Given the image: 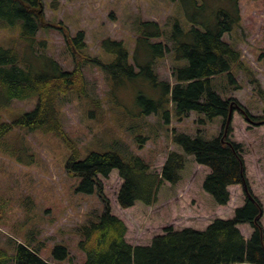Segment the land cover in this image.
Segmentation results:
<instances>
[{
  "label": "rangeland",
  "instance_id": "374dc122",
  "mask_svg": "<svg viewBox=\"0 0 264 264\" xmlns=\"http://www.w3.org/2000/svg\"><path fill=\"white\" fill-rule=\"evenodd\" d=\"M43 12L51 25L40 31L37 41H44L45 46L37 49L42 56L33 61L38 68L44 67L43 56L47 54L65 70L73 68V60L58 28L60 24L71 35L83 31L87 52L108 61L114 57L104 51V40H122L133 52L140 21L152 20L169 28L171 18L183 16L179 2L171 0H44ZM240 12V26L224 38L241 51L242 60L264 90V0H240ZM15 29L0 21V45L22 47L15 39ZM156 62L159 79L173 85L172 70L177 65L173 58L167 54ZM83 70L87 94L72 93L60 100L64 129L79 148L81 158L93 151L133 153L145 158L150 171L160 174L171 151L183 153L182 147L173 141L175 133L201 134L210 140L223 131V116L209 118L190 112L179 117L168 103L159 113L147 114L149 105L139 102L138 94L154 98L161 92L147 76L112 74L109 80L100 67L91 63ZM233 73L234 84L229 83L227 76L214 81L224 98L234 99L256 121H249L234 110L229 136L242 144L246 178L262 204L260 221L264 230V100L247 72L236 69ZM37 101V95L8 103L0 99V123L31 111ZM166 110L171 112L169 122L164 118ZM70 153L69 145L52 132L19 126L0 139V248L11 250L17 242H27L40 248L44 258L52 260L55 246L65 244L75 262L84 259L77 247L78 226L89 217L100 215L106 201L97 192L86 194L77 190L81 179L70 176L65 166ZM186 158L180 180L164 181L157 201L151 205L137 201L129 208L121 207L117 194L124 180L118 170L108 177L99 176L112 213L128 226L126 238L130 243L148 244L167 228L205 229L216 218H232L235 209L245 203V189L236 184L229 187L228 204L219 205L203 188L210 168L199 164L193 155ZM239 228L247 239L254 232L251 224H241Z\"/></svg>",
  "mask_w": 264,
  "mask_h": 264
},
{
  "label": "trees",
  "instance_id": "16d2710c",
  "mask_svg": "<svg viewBox=\"0 0 264 264\" xmlns=\"http://www.w3.org/2000/svg\"><path fill=\"white\" fill-rule=\"evenodd\" d=\"M171 1L179 2L182 18H171L169 28L152 20L140 21L133 52L122 40H104V51L114 57L108 61L87 52L83 31L71 35L70 30L60 24L58 28L73 60V68L65 70L47 54L43 56L44 67L38 68L33 61L34 57L42 56L37 49L45 46L37 37L42 29L51 25L45 20L44 0H0V21L11 29L20 26L15 29V39L22 46L0 45V99L8 103L33 95L38 97L31 111L0 123V139L19 126L54 133L71 149L65 166L70 176L81 179L77 190L86 194L97 192L106 201L100 215L89 217L78 226L77 247L84 256L81 262L74 261L65 244L55 246L50 260L31 243L17 242L13 249L9 248L11 250L0 248V264L8 260L13 264H264L262 204L249 187L242 144L230 139L231 124L227 125L231 107L249 121H256L234 99L224 98L214 81L227 76L229 83L234 84L233 70L239 69L247 72L260 88L253 71L242 60L241 51L224 38L241 24L240 0ZM167 54L177 64L172 70L173 85L160 80L155 70L156 61ZM88 63L100 67L109 80L112 74L149 77L161 92L154 98L138 94L137 100L149 105L147 114L159 113L168 103L179 117L190 112L209 118L223 116V131L210 140L201 134L175 133L173 141L182 147L183 153L171 151L160 174L150 171L145 158L133 153L93 151L81 158L79 148L64 129L60 100L72 93L87 94L83 68ZM258 93L264 100V90L260 88ZM170 115V110L164 112L167 122ZM186 155H193L199 164L210 168L203 188L219 205L228 204L229 187L236 184L245 189V203L235 209L232 218H216L205 229L167 228L148 244L130 243L126 238L128 226L112 213L99 176L108 177L113 170H118L124 180L117 194L121 207L129 208L137 201L151 205L157 201L164 181L180 180ZM241 224L254 227L250 238L241 232Z\"/></svg>",
  "mask_w": 264,
  "mask_h": 264
},
{
  "label": "water",
  "instance_id": "95a60500",
  "mask_svg": "<svg viewBox=\"0 0 264 264\" xmlns=\"http://www.w3.org/2000/svg\"><path fill=\"white\" fill-rule=\"evenodd\" d=\"M234 110L232 109V107L230 108V112L227 118V125H229L232 121V115H233Z\"/></svg>",
  "mask_w": 264,
  "mask_h": 264
},
{
  "label": "flooded vegetation",
  "instance_id": "af4514ba",
  "mask_svg": "<svg viewBox=\"0 0 264 264\" xmlns=\"http://www.w3.org/2000/svg\"><path fill=\"white\" fill-rule=\"evenodd\" d=\"M262 121H264V120H262Z\"/></svg>",
  "mask_w": 264,
  "mask_h": 264
}]
</instances>
